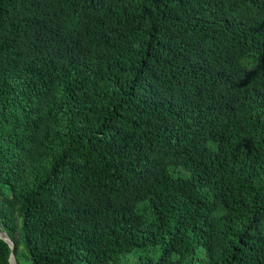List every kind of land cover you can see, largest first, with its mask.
<instances>
[{
  "label": "trees",
  "instance_id": "16d2710c",
  "mask_svg": "<svg viewBox=\"0 0 264 264\" xmlns=\"http://www.w3.org/2000/svg\"><path fill=\"white\" fill-rule=\"evenodd\" d=\"M0 229L16 264H264V0H0Z\"/></svg>",
  "mask_w": 264,
  "mask_h": 264
},
{
  "label": "water",
  "instance_id": "95a60500",
  "mask_svg": "<svg viewBox=\"0 0 264 264\" xmlns=\"http://www.w3.org/2000/svg\"><path fill=\"white\" fill-rule=\"evenodd\" d=\"M0 239L4 240L10 249V253H9V263L10 264H16V260H15V254H14V243L11 240V238L8 236V234L0 229Z\"/></svg>",
  "mask_w": 264,
  "mask_h": 264
}]
</instances>
